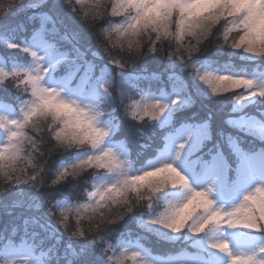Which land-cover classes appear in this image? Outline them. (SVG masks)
Returning a JSON list of instances; mask_svg holds the SVG:
<instances>
[{
    "label": "snow or ice",
    "instance_id": "snow-or-ice-1",
    "mask_svg": "<svg viewBox=\"0 0 264 264\" xmlns=\"http://www.w3.org/2000/svg\"><path fill=\"white\" fill-rule=\"evenodd\" d=\"M74 3L83 5L85 0H74ZM20 5H25L24 0H14L13 6L8 10L9 14ZM66 6L73 13L79 14L80 10L74 7L73 3L70 2ZM110 8L112 17L127 21L120 25L122 40L139 35L142 31L151 30L154 34L153 39L148 42L150 46L147 48V53L143 46L137 47L134 59L117 60L111 53L107 54L111 64L114 63L116 68L120 69L121 76L125 75L129 63L134 64L136 59L145 54L163 52L168 59L179 57L185 64L190 63L196 70L195 74L207 85L213 96L239 93L232 97L238 107L257 98L264 101V88L258 90L256 81L229 75H214L210 72L201 73L199 62L194 59V54L199 52L201 44L210 37L220 23L224 22L225 17L238 18L239 26L246 30L245 39L248 40V47L244 51L264 56V47H261L259 36L255 41L251 39L253 35L264 29V0H113ZM29 19L34 21L36 17L30 16ZM49 22L53 25L58 24L53 15L41 14L39 25L33 28L30 36L25 37L26 46L22 47L18 43L8 44V48L20 49L30 55L33 67L13 72L0 69V86H7L11 81L12 87L29 98L24 101L25 106L20 109L23 114L21 120L9 119L7 115L0 114V128L9 133V143L0 149V175H3L10 184L24 185L31 182L32 187L40 192V195L28 204V208L42 211L44 217L42 220L36 217L25 219L23 221L25 232L29 231L30 224L47 231L51 227L48 220L50 217L56 225L63 227L64 233L88 239L93 244L96 242L89 235L92 231L91 221L88 228L80 226L75 230L69 229L68 216L60 210L65 207L62 201L49 199L41 191L44 185L42 179L38 177L43 170L38 162L30 165L33 171L26 179L10 180L9 178L10 170L23 151L25 142L31 146L33 154H45L41 151V145L48 143V139H45V132L48 130L39 129L36 125L37 119L44 117L54 121L64 118V127L53 133L49 139L54 137L60 144L92 145L96 150L87 155L83 161L78 160L59 171L56 179L48 185L49 188H57L70 179L79 177L85 169H99L120 176V179L111 186L93 185L94 190L87 194L90 203L83 206L85 209L93 208V204L99 207L107 199L122 201L127 209L126 215L120 217L118 221H113L112 224L106 221L96 223V233L123 220L135 211L138 205L151 208L153 199L161 192L177 188L188 190L190 196L180 204H169L158 216L150 217L146 221L150 230L159 226L173 236H179L184 231H189L194 236H201L210 230L227 225L232 229L245 228L264 233V218L240 217V213L246 209L255 192L264 191V147L259 150L246 148L236 137L229 135L225 139L221 134L223 144L218 141L205 150L204 146L211 140L207 131L212 119L209 114L204 121L185 122L167 145L165 159L171 158V162L144 171L143 173L152 178L151 182L145 181L136 185L135 177L128 175L130 161L122 159L121 155L112 148L102 147L109 136V129L99 125L95 113L96 107L85 97V91L96 79L95 64L90 62H86V66L79 64L62 51L56 41L59 29L55 26L49 28ZM12 31L10 25H0V33L9 34ZM103 31L107 32L108 29ZM229 31L230 29H225V39L228 38ZM166 38L179 40L175 51L165 52L160 46L159 42ZM153 40L157 43H153ZM235 48L241 49V45L237 44ZM222 77H231L238 83L226 85ZM153 79L159 77L154 74ZM112 83L113 81L109 79L101 85L105 94L111 95ZM125 93L126 89L122 88L121 96ZM65 96L74 99H65ZM49 101L53 103L48 104ZM192 104L190 98L182 95L174 96L171 104L149 102L147 97H143L128 106V114L140 123L146 120L157 123L166 114L170 113L171 119L176 112L191 107ZM14 107L15 101L8 100L6 91L0 88V113ZM238 107L232 109L234 114L238 113ZM256 113L244 112L233 115L226 123L239 127L248 136L258 130L261 142L264 144V111L258 110ZM29 132L33 135H29ZM54 151L55 149H49L48 154L51 155ZM189 176H193L198 183L205 184L206 187L199 191L193 190ZM252 185L255 187L243 196L242 203L230 211L217 207L212 198L220 191L227 192ZM5 193L0 191V197ZM16 206L21 205L18 203ZM57 219L59 224L56 223ZM77 224L80 225L79 220ZM233 240L240 243L235 237ZM205 243L209 250L227 254L230 257V264H264V259L260 258V255H264V243L259 245V254L240 255L232 254L231 244L226 239H209ZM111 247L112 245L108 246L105 254ZM139 256L140 252H133L131 259L136 260ZM70 257L68 264H97L96 259L89 256L85 249L79 251L73 249ZM108 259L111 260L112 257L109 256ZM114 264H125V258L122 256L116 258ZM144 264H155V262L145 259Z\"/></svg>",
    "mask_w": 264,
    "mask_h": 264
},
{
    "label": "trees",
    "instance_id": "trees-1",
    "mask_svg": "<svg viewBox=\"0 0 264 264\" xmlns=\"http://www.w3.org/2000/svg\"><path fill=\"white\" fill-rule=\"evenodd\" d=\"M24 2L25 5L18 6L9 14L8 10L13 6L14 0H0V25H10L13 29L9 34L0 33V55L8 63L24 61L29 57L27 53L20 49L8 48L6 40L23 46V43L26 42L25 37L30 36L33 28L39 25L41 12L53 15L58 21L57 25L49 22L48 27L55 26L59 29V35L56 37L59 48L65 47L74 58H84L88 61L102 59L103 63L105 61L111 63L103 53L100 54L99 58H94L92 55L96 51L95 33L100 29H108L114 21V17L111 16V8L107 9V16L105 15L103 5L107 3V0L99 3L101 7H97L96 4L91 8H85L83 5L79 6V4L74 3V0H24ZM70 2L80 10L79 14L68 9L66 5ZM34 8L37 9L36 12L28 13L29 10ZM30 16H35L36 19L34 21L30 20ZM221 40L222 27L218 26L213 30L210 37L201 44L199 52L194 54V59L198 62L207 61L211 65L213 64L215 67L225 70L232 67L250 71L262 70L264 73V56L247 53L243 49H232L227 46L219 47L218 43ZM153 43H157V41L153 40ZM159 43L165 49V52H171L175 51L179 40L166 38ZM149 46L148 43L143 46L145 53H147ZM116 52L117 49H113L112 55L120 60L121 57ZM129 59H134V57H129ZM113 65L115 64L113 63ZM117 69L120 72V69ZM199 69L203 73L201 67ZM195 72L196 70L190 63L185 64L179 57L168 59L163 52L153 53L145 54L136 59L134 64L129 63L127 65L125 75L128 74L135 80L125 82V84L116 81L115 86L121 90L122 88L126 89L125 94L127 96H121L120 91L115 90L109 97L110 105L121 120L123 135L121 138L126 141V147L130 152L134 166H142L155 156L164 140L163 133L166 128L185 122L204 121L209 114H211L212 119L207 131L211 140L204 146L205 150L218 141L223 144L221 134L225 139L229 135L236 137L246 148L259 150L264 147L260 137L256 134L248 136L239 127L226 123L233 115L243 114L244 112L256 113L258 110L264 111V101L257 98L238 107L232 97L239 93L213 96L207 85L199 79ZM154 74L159 79H153ZM172 86L180 87L185 98H190L193 101L191 107L183 108L182 111L175 113L172 124L161 127L158 123H153L150 120L140 123L130 117L127 111L130 105L129 99L132 100L135 94L158 97L162 96L161 94H169L173 89ZM0 88H4L8 100H17L19 92L11 86V81L7 86H0ZM234 107H238V113L236 114L232 112ZM256 114L258 115V113ZM141 132L148 134L147 147H141L138 139ZM29 135H33V133L29 132ZM45 139L47 140L46 137ZM27 145L26 160L30 154H33L31 146ZM50 146L49 143L41 145V151L45 153L43 156L35 153L38 157L37 162L44 165L38 179H42L44 187L41 191L49 199H60L65 196L66 190L71 188L79 179L85 177L87 173L83 171L79 177L70 179L65 183L62 182L63 184L59 187L49 188L48 185L57 177L60 163L67 160V154L76 150L67 153L56 151L49 155L48 149ZM23 161H20L16 167H12L10 180L26 179L33 171L31 166ZM45 161L47 162L45 163ZM93 171L94 169H90V174ZM0 189L6 192L4 196L0 197V251L9 242L26 241L33 245L36 250L46 254L44 255L48 261L46 264H67L73 249L77 251L85 249L89 256L96 259L97 264H114L116 258L126 254L123 248L124 244L128 242L130 244L138 243L148 255L155 259L168 255H184L189 254V252L202 251L195 245V237L189 231H184L175 238L171 233L162 230L158 226L149 229L146 221L150 218L149 216L161 208L162 197L160 195L153 199L151 208L138 205L135 211L118 223L109 225L98 233H89L92 239L96 241L93 244L88 239L70 238L64 233L63 227L56 225L50 217H48V220L51 227L47 231L30 224L29 231L25 232L23 227L25 219L36 217L42 220L44 217L42 211L38 212L34 208H28V204L39 196L40 192L32 187L31 182L24 185L10 184L8 180L4 179L3 175H0ZM18 203L21 206H16ZM78 220L81 227L88 228V218L78 219L75 215L70 214L67 221L69 229L75 230ZM261 234L264 235V233ZM71 245H73V249ZM109 245H112V247L105 254V250L108 249ZM109 256L112 257L111 260L108 259ZM127 262L129 264L132 259H127Z\"/></svg>",
    "mask_w": 264,
    "mask_h": 264
},
{
    "label": "rangeland",
    "instance_id": "rangeland-1",
    "mask_svg": "<svg viewBox=\"0 0 264 264\" xmlns=\"http://www.w3.org/2000/svg\"><path fill=\"white\" fill-rule=\"evenodd\" d=\"M105 0H85L83 6L85 8H91L100 2H104ZM113 2V0H111ZM81 6V4H79ZM32 12L31 10L28 11ZM41 14H45L41 12ZM124 22L122 18H114V21ZM114 27V23H111L109 28ZM108 28V29H109ZM11 41L6 40V44L8 45ZM27 45V41L23 43V46ZM22 46V47H23ZM62 51L67 53L72 60L79 61V64L85 65L86 62H83L82 59H76L71 56L68 50L64 48H60ZM92 62L96 66V79L92 82V84L88 87L85 91V97L88 98L89 102L94 103V106L98 108L103 115L99 118V125L101 127H105L109 129V136L107 137L104 145V148H112L118 154L121 155L122 159H127L130 161V168L128 171V175H138L142 174L144 171L153 170L155 167L160 166L165 162H171V158L165 159V152L167 145L170 139L176 135L177 130L181 128L183 124H177L174 127L171 126L166 128L164 131V140L160 146L159 151L148 160L142 166H134V162L131 160V155L129 150L126 147V141H124L121 137L122 135V125L121 120L119 119L118 115L115 113V110L112 109L110 105V96L105 94L102 91L101 85L104 84L106 80L111 79L113 83L110 85L111 93H114L115 90L120 91L121 89L115 86L116 81L125 84V82H129L130 80H135L131 78L130 75L121 76L118 69L115 65L111 63H107L106 61L103 63L102 59H95ZM33 60L32 57L29 55L27 60L15 62V63H8L6 59H4L0 55V69H3L7 72L13 71H20L24 69H30L33 67ZM198 67L204 72H210L214 75H229L233 77H240V78H247L256 81L257 89L264 88V73L262 70H245L243 68H226L227 70L219 67H215L213 64L207 61H201L198 64ZM223 69V70H221ZM83 70V69H82ZM122 87L121 85H118ZM172 90L169 94H161L162 96L152 97L151 96H143L142 94H135L133 99H129V103L132 104L133 101H140L143 97H147L149 102L159 101L166 104H171L172 99L176 95H183L181 92V88H177V86H172ZM210 90V89H209ZM139 93V92H137ZM125 96H127L125 94ZM185 97V96H184ZM28 99L27 96L23 95L19 92L18 98L15 101V107L9 111L2 112L0 114L7 115L9 119H16L21 120L23 117L22 112L20 111L23 108L24 101ZM105 102V105L103 106ZM106 110H105V109ZM128 111V110H127ZM170 113L166 114L161 121L157 122L161 127H166L173 122V116L170 119ZM254 134L260 137V133L257 130ZM9 143V133L0 128V149L5 147ZM28 143L25 142L23 151L20 152L18 158L16 159L15 163L12 167H16L20 161L26 160V155L28 152ZM94 149L91 148H82L79 150H75L68 155L66 161L63 160L60 163L59 171L63 168L70 166L73 163H76L78 160L85 158L87 155L93 153ZM58 171V172H59ZM87 175L79 181L75 182L71 188L66 190L65 196L60 198L62 203L65 207L61 208L60 210L63 211L67 216L70 214L75 215L78 219L88 218V213L91 209H85L83 206L90 203V200L87 198V194L89 191L94 190L93 185L100 186L106 185L111 186L112 184L116 183L120 176L117 173H109L104 170L94 169V171L90 174V169L84 170ZM99 173V174H98ZM98 174V175H97ZM190 186L193 190L199 191L202 188L206 187L205 184L198 183L197 180L193 176H189ZM255 185L249 187H242L235 190H229L227 192L220 191L213 195V199L216 202V206L219 208H223L225 211H230L232 208L239 206L240 203L243 201V196L247 194V192L251 191ZM168 190V189H167ZM165 190V191H167ZM241 192L243 195L241 197L236 198L235 195ZM190 192L188 190L177 188L171 189L167 192H161L159 195L162 197V204L161 208L158 209L156 213H153L149 217L158 216L161 212L165 211L169 204H180L184 202L188 196H190ZM63 196V195H62ZM225 197V199H224ZM159 227V226H158ZM161 228V227H160ZM162 229V228H161ZM164 230V229H162ZM166 231V230H165ZM252 229H245V228H236L232 229L227 225L220 226L215 230H210L206 234L201 236H194L191 232L193 237H195V245H197L200 250L202 251H195L191 252L190 254H179V255H168L164 256L160 259L152 258L148 253L143 250L138 243L124 244L123 250L126 251L122 257L125 258V264H127V259H131L133 252H140V256L137 257L136 260H132L129 264H144L145 259L149 261L155 262V264H230V257L227 254L220 253L215 250H209L207 248V244L205 243L207 240H228L231 244V251L233 255H240V254H259V245L264 243V235L255 232ZM235 237L240 243H236L233 240ZM176 238V236H175ZM7 246L4 250L0 251V264H46L48 261L45 258L43 252H40L33 248L34 246L29 244L26 241H20L17 243H7ZM122 245V244H120ZM73 249V245H71ZM206 253H204V252ZM214 252V254H213ZM206 254V255H205ZM119 257V256H118ZM261 259H264V255H260Z\"/></svg>",
    "mask_w": 264,
    "mask_h": 264
},
{
    "label": "clouds",
    "instance_id": "clouds-1",
    "mask_svg": "<svg viewBox=\"0 0 264 264\" xmlns=\"http://www.w3.org/2000/svg\"><path fill=\"white\" fill-rule=\"evenodd\" d=\"M111 0H107V3L103 5L105 15L107 16V9L111 7ZM97 7H101L100 4H97ZM127 21L124 22L115 21L114 27L108 29L107 32L100 29L95 33V43H96V51L92 53L94 58H99L100 54L103 53L107 56L108 53L112 54L113 49H117L116 54L124 59L125 61L131 60L129 57L134 56L135 49L137 47L144 46L149 42V40L153 39L154 34L151 30L142 31L139 35L129 36L127 39L122 40L120 38L121 30L120 25L125 24ZM219 26L222 27V40L219 41L218 46L223 47L227 46L232 49H236L235 45L240 44L241 49H245L248 47V40L245 39V29L239 26L238 18L232 17L231 19L225 17L224 22L220 23ZM225 29H230L228 32V38L225 39ZM259 36L261 41V47H264V29H261L256 35H253L251 39L255 41ZM106 50V51H105ZM225 80L226 85L228 83H238L231 79V77H222ZM29 99V98H28ZM65 99H74L65 96ZM52 101H49L48 104H52ZM95 113L97 114V118L103 115V113L96 108ZM63 119L61 118L60 121H54L50 118L39 117L36 121V125L39 129H47L48 131L45 132V137L48 139V143L51 145L49 149H55L56 151H61L64 153L71 152L72 150L82 149V148H91L94 149L92 145H80V144H60L59 142L55 141L54 137L49 139V137L64 127ZM141 147H147L146 141L149 139L147 133H140L138 137ZM48 149V150H49ZM95 150V149H94ZM53 152V153H54ZM43 156V155H40ZM85 158L80 159L79 161H83ZM38 157L35 154H30L29 158L24 163L28 165H35L37 164ZM47 161H45L46 163ZM74 164V163H73ZM72 165V164H71ZM70 165V166H71ZM41 170L44 169L43 164H39ZM129 171V169H128ZM39 175V173H37ZM130 177H135V184L139 185L142 182H151L152 178L147 175L146 173L138 174V175H129ZM53 182V181H52ZM51 182V183H52ZM3 191V189H0ZM134 198V197H133ZM139 204V201H137ZM127 213V209L122 201H116L114 199H107L99 207H96L93 204V208L88 213V219L91 221V234H95V224L96 223H103L108 222L112 224L113 221H118L120 217L125 216ZM249 216H258L264 218V191L255 192L253 199L249 202L246 209L240 213V217H249ZM211 222V219H210ZM59 224V219L56 221ZM118 223V222H117ZM116 224V223H115ZM80 225L77 224L75 229L79 228ZM70 238L74 237L70 233H66ZM68 264V261H67Z\"/></svg>",
    "mask_w": 264,
    "mask_h": 264
},
{
    "label": "water",
    "instance_id": "water-1",
    "mask_svg": "<svg viewBox=\"0 0 264 264\" xmlns=\"http://www.w3.org/2000/svg\"><path fill=\"white\" fill-rule=\"evenodd\" d=\"M31 11H32V12H36V11H37V9H36V8H34V9H31Z\"/></svg>",
    "mask_w": 264,
    "mask_h": 264
}]
</instances>
